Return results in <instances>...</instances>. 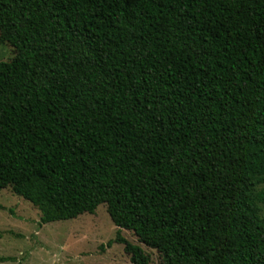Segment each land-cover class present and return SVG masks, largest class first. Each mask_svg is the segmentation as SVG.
Masks as SVG:
<instances>
[{"label":"trees","instance_id":"1","mask_svg":"<svg viewBox=\"0 0 264 264\" xmlns=\"http://www.w3.org/2000/svg\"><path fill=\"white\" fill-rule=\"evenodd\" d=\"M0 191L94 215L131 264H264V0H0ZM111 245V243L109 244Z\"/></svg>","mask_w":264,"mask_h":264},{"label":"rangeland","instance_id":"2","mask_svg":"<svg viewBox=\"0 0 264 264\" xmlns=\"http://www.w3.org/2000/svg\"><path fill=\"white\" fill-rule=\"evenodd\" d=\"M13 55L8 44L0 45V62ZM257 190L264 193V182ZM40 218V211L11 189L0 191V264H131L124 246L115 242L118 229L106 205L75 220L41 225ZM121 235L142 248L151 264H162L161 255L133 232Z\"/></svg>","mask_w":264,"mask_h":264}]
</instances>
